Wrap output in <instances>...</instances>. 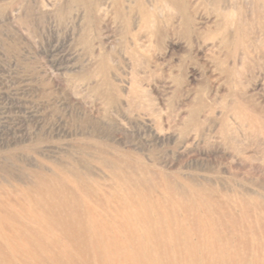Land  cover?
<instances>
[{
	"label": "rangeland",
	"instance_id": "rangeland-1",
	"mask_svg": "<svg viewBox=\"0 0 264 264\" xmlns=\"http://www.w3.org/2000/svg\"><path fill=\"white\" fill-rule=\"evenodd\" d=\"M136 1L116 14L114 0H0V188L57 164L114 187L111 152L152 185L257 208L264 0H185L186 13Z\"/></svg>",
	"mask_w": 264,
	"mask_h": 264
},
{
	"label": "bare ground",
	"instance_id": "bare-ground-1",
	"mask_svg": "<svg viewBox=\"0 0 264 264\" xmlns=\"http://www.w3.org/2000/svg\"><path fill=\"white\" fill-rule=\"evenodd\" d=\"M114 1V12L124 13ZM160 2L177 12L190 7ZM106 137L99 138L112 140ZM101 153L114 187L83 165L75 166L78 175L57 164L56 171L35 169V186L0 188V264H264V198L250 208L242 196L218 198L200 186L152 185L146 170L139 173L144 168Z\"/></svg>",
	"mask_w": 264,
	"mask_h": 264
}]
</instances>
